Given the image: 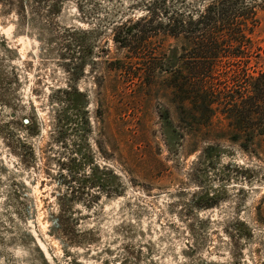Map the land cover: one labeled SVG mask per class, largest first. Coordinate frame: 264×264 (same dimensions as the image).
Listing matches in <instances>:
<instances>
[{"label":"rangeland","instance_id":"rangeland-1","mask_svg":"<svg viewBox=\"0 0 264 264\" xmlns=\"http://www.w3.org/2000/svg\"><path fill=\"white\" fill-rule=\"evenodd\" d=\"M144 1L0 0V264H264V155L141 85L114 36Z\"/></svg>","mask_w":264,"mask_h":264},{"label":"trees","instance_id":"trees-1","mask_svg":"<svg viewBox=\"0 0 264 264\" xmlns=\"http://www.w3.org/2000/svg\"><path fill=\"white\" fill-rule=\"evenodd\" d=\"M48 1L55 10L65 0ZM196 4L145 0L143 15L117 25L114 41L130 63L144 65L141 85L161 89L187 135L208 144L205 137L255 147L264 155V69L250 66L259 56L252 37L259 25L257 0ZM158 68L167 74L162 83ZM116 70L132 75L127 65Z\"/></svg>","mask_w":264,"mask_h":264}]
</instances>
